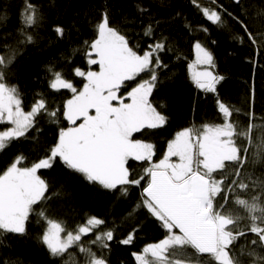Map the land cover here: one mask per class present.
<instances>
[{"label":"trees","instance_id":"obj_1","mask_svg":"<svg viewBox=\"0 0 264 264\" xmlns=\"http://www.w3.org/2000/svg\"><path fill=\"white\" fill-rule=\"evenodd\" d=\"M31 3L38 9V20L28 27L21 17L25 0H0V55L6 61L14 56L10 65L0 68L5 82L17 87L24 111H29L42 97L50 110L62 109L64 102L71 98L72 93L68 90L57 92L49 88L55 72H60L81 89L85 80L76 77L73 70L78 67L85 72L99 71L98 65L88 64L87 53L91 42L97 38L96 26L105 12L110 26L119 29L138 54L142 55L150 44L165 42L170 50L160 55L168 67L160 72L158 86L149 100L167 117V123L158 129L134 134V137L155 145L153 161L158 162L177 132L190 126L199 128L205 123L221 122L222 117L217 113L218 95L233 110L231 119L238 132L248 133L238 137L237 142L248 149L241 153L246 163L240 179L248 183L249 188L246 191L236 188L227 203V208L241 217L239 229L246 231L251 223L250 215L234 204L235 199L251 201L256 196L264 207V40L258 35L264 33V0H240L239 4L234 0H216L215 4L211 0H196V3L193 0H31ZM201 8L220 12L223 23L212 24ZM233 17H238L257 35V45L252 44L241 23ZM149 25L152 35L145 36ZM57 26L64 29L62 36L55 32ZM28 35L33 36V42H27ZM197 42L212 53L216 65L213 71L225 77L217 85L218 93H205L192 81L190 65L194 61ZM141 78L148 79L149 74L142 73L122 86L121 95L126 103L130 102L127 91ZM8 126L0 125V130ZM69 126L62 111L57 122H52L46 114L39 115L27 138L12 141L0 152V173L18 155L23 154L26 158L20 166H31L43 158L57 142L61 128ZM131 166L139 177L143 175V167L148 165L131 162ZM232 172L230 167L228 174ZM38 175L48 185V199L34 206L26 234L0 235V264H86L84 254L75 247L69 250L71 258L68 253L62 257L50 254L41 239L46 228L38 215L42 209L68 231L76 230L89 217L103 219L106 223L83 236L82 243L91 246L97 254L102 253L109 264H136L133 253H140L144 246L167 235L161 223L143 207L141 186L129 187L126 195L103 189L68 169L58 158L51 168L38 170ZM142 184L146 185L147 179ZM218 200L223 203L219 197ZM108 229L114 232V239L108 242L109 249L90 245L96 232ZM133 232L132 243L122 244L121 240ZM253 239L258 240V237L248 232L231 246L234 253H243L240 255L242 264H264L261 259L264 258V246L252 245ZM253 251L255 254L249 255ZM186 252L192 264H196L197 258L209 259L206 254L201 256L191 248Z\"/></svg>","mask_w":264,"mask_h":264},{"label":"snow or ice","instance_id":"obj_2","mask_svg":"<svg viewBox=\"0 0 264 264\" xmlns=\"http://www.w3.org/2000/svg\"><path fill=\"white\" fill-rule=\"evenodd\" d=\"M193 2L196 3V0ZM234 2L239 4L240 0ZM211 3L215 4L216 0H211ZM197 7L200 5L197 4ZM201 11L212 24L223 23L220 12L210 8H201ZM21 17L28 27L37 23L38 9L31 0H25ZM233 18L241 23L252 44L257 45V35L250 32L238 17ZM96 30L97 38L89 46L87 62L90 66L98 65L99 71L85 72L75 68L74 75L85 80L81 89H77L73 81L60 72H55L49 83L53 91L68 90L72 93L62 109L50 110L42 97L29 111H24L17 87L5 82L0 68V125H9L0 130V152L12 141L27 138L41 114L57 122L62 111L70 125L66 129L61 128L57 142L43 158L31 166H20L26 158L23 154L18 155L0 173V235L26 234L34 206L48 199V185L38 175V170L51 168L58 158L68 169L82 174L88 182L103 189L126 195L129 187H142L143 207L161 223L167 235L158 242L147 244L140 253H133L136 264H192L186 252L188 248L209 258H197L196 264H212V261L215 264H242L240 255L243 253L238 255L231 247L240 237L250 232L258 237L251 244L264 246V207L258 202L259 198L253 196L251 201L243 198L234 201L250 215L251 223L246 231L239 229L241 217L227 208L229 195L236 188L241 191L249 188V184L240 179L241 169L246 163L241 153H246L248 149L237 142L238 137L248 133L238 132L236 123L231 119L233 110L217 95V113L222 117L221 122L205 123L199 128L190 126L177 132L168 142L163 157L154 162L155 145L136 139L134 134L155 130L167 123V117L153 107L149 97L158 86L160 72L168 67L160 54L170 49L165 42L158 41L150 44L142 55L138 54L126 36L110 26L106 12ZM55 32L62 36L64 29L57 26ZM144 34L152 35L151 25ZM258 35L264 40V33ZM26 39L29 43L33 42L31 35ZM194 48L196 63L206 66L204 70L192 73L195 87L205 93H218L217 85L225 77L210 70L216 65L207 48L199 42ZM93 55L95 58H92ZM13 58L6 61L0 55V66L10 65ZM142 73L149 74V78H141L135 87L127 91L130 102L126 103L121 95L122 86L127 81L136 80ZM173 157L178 158V162H173ZM131 162L148 165L143 167V175L137 177ZM230 167L233 168L231 175L228 174ZM145 179L147 184L143 185ZM38 215L46 223L42 243L53 257L68 253L71 258L69 250L75 247L84 254L86 264H109L102 253L97 254L91 246L82 243L83 236L106 223L103 219L89 217L76 230L68 231L61 222L49 218L46 210L42 209ZM134 232L129 233L121 243L131 244ZM113 239V230L99 231L90 245L107 250L110 248L108 242ZM254 254V251L249 253Z\"/></svg>","mask_w":264,"mask_h":264},{"label":"rangeland","instance_id":"obj_3","mask_svg":"<svg viewBox=\"0 0 264 264\" xmlns=\"http://www.w3.org/2000/svg\"><path fill=\"white\" fill-rule=\"evenodd\" d=\"M194 51H195V57H194V61H193V63L191 64L192 67L190 68V75H191V77H192V73H193V72L202 71V70H204L205 67H206V66H204V65H200V64H197V63H196V50H195V48H194ZM93 56H94V55H93ZM93 58H95V56H94ZM210 70L213 71V69H210ZM92 114H94V110H93ZM78 123H79V122H78ZM172 160L175 161V162H178V158H176V157H173Z\"/></svg>","mask_w":264,"mask_h":264}]
</instances>
